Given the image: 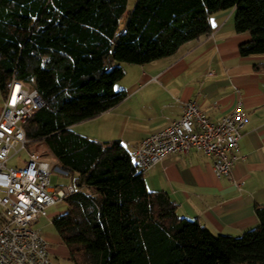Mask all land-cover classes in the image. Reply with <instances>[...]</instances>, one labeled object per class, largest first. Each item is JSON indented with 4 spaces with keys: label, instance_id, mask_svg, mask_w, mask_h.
Instances as JSON below:
<instances>
[{
    "label": "trees",
    "instance_id": "16d2710c",
    "mask_svg": "<svg viewBox=\"0 0 264 264\" xmlns=\"http://www.w3.org/2000/svg\"><path fill=\"white\" fill-rule=\"evenodd\" d=\"M0 0V88L36 90L44 106L25 124L29 148L47 144L77 192L53 220L73 264H264V205L257 227L214 235L179 217L165 192L150 191L121 141L98 142L73 126L119 105L123 65L169 58L212 32L211 17L236 8V31L264 55V0ZM264 70V65H258Z\"/></svg>",
    "mask_w": 264,
    "mask_h": 264
},
{
    "label": "crops",
    "instance_id": "0c3cea01",
    "mask_svg": "<svg viewBox=\"0 0 264 264\" xmlns=\"http://www.w3.org/2000/svg\"><path fill=\"white\" fill-rule=\"evenodd\" d=\"M211 23V34L183 45L172 57L123 65L126 76L116 89L126 98L73 129L94 141H121L134 154L144 139L179 121L190 101L214 123L242 103L248 121L235 153L242 157L234 167L235 182L217 177L212 157L195 151L169 155L144 172L147 188L168 194L179 217L199 221L214 235L240 237L258 226L256 208L264 205V70L257 68L264 65V55H241L240 47L252 36L236 31V8L214 14ZM4 100L0 88V115ZM40 147L57 164L49 146ZM66 211L67 205L53 220ZM37 231L49 241L51 260L68 257L72 263L57 232Z\"/></svg>",
    "mask_w": 264,
    "mask_h": 264
},
{
    "label": "built area",
    "instance_id": "2783aa9c",
    "mask_svg": "<svg viewBox=\"0 0 264 264\" xmlns=\"http://www.w3.org/2000/svg\"><path fill=\"white\" fill-rule=\"evenodd\" d=\"M43 106L40 94L20 82L5 95L0 115V264H52L49 241L33 224L77 192L73 184L53 186L54 158H46L40 144L28 147L25 124ZM247 121L242 103L214 123L190 101L179 121L144 139L133 157L146 172L169 155L195 151L212 157L217 177L233 181L234 167L242 159L235 153ZM23 152L25 162L11 166Z\"/></svg>",
    "mask_w": 264,
    "mask_h": 264
},
{
    "label": "rangeland",
    "instance_id": "374dc122",
    "mask_svg": "<svg viewBox=\"0 0 264 264\" xmlns=\"http://www.w3.org/2000/svg\"><path fill=\"white\" fill-rule=\"evenodd\" d=\"M138 0H129L128 1V8L121 19L120 22V27H119V33L123 32L128 24L129 21V14L133 10L135 4L137 3ZM27 153V152H26ZM27 159V154L25 152L20 155L19 157H14L10 161L11 166H21L25 160ZM71 177L67 176L59 167L54 169L53 175H52V185L53 186H66L70 183ZM63 209H66V204L65 202L57 204V206H52L48 208L46 215L42 216L39 221L33 224V229L35 230H40L44 234L51 233L55 234L56 230L53 225V214L57 212H61ZM53 264H73L69 261L68 257H54L52 260Z\"/></svg>",
    "mask_w": 264,
    "mask_h": 264
}]
</instances>
